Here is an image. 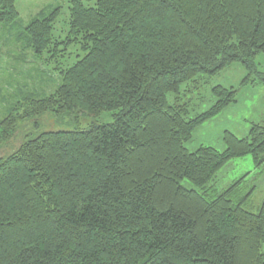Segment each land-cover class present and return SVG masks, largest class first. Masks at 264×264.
<instances>
[{
    "label": "trees",
    "instance_id": "1",
    "mask_svg": "<svg viewBox=\"0 0 264 264\" xmlns=\"http://www.w3.org/2000/svg\"><path fill=\"white\" fill-rule=\"evenodd\" d=\"M58 14L22 24L15 1L0 0V48L24 44L54 87L3 110L0 149L47 114L108 113L112 122L25 133L0 157V264H264V204L247 208L254 187L246 191L243 178L214 187L233 159L264 163V126L244 138L224 132L222 152L185 148L236 99L213 87L212 104L198 112L186 97L193 84L237 63L264 76L255 63L264 56V0H71L64 41L53 34ZM72 44L82 56L61 65Z\"/></svg>",
    "mask_w": 264,
    "mask_h": 264
},
{
    "label": "rangeland",
    "instance_id": "2",
    "mask_svg": "<svg viewBox=\"0 0 264 264\" xmlns=\"http://www.w3.org/2000/svg\"><path fill=\"white\" fill-rule=\"evenodd\" d=\"M19 13V20L27 24L31 19L40 13L49 15L53 10L58 9L59 14L54 23L53 34L56 40L64 41L68 33V5L71 0H14ZM84 5L91 6L95 0H82ZM66 20V22H65ZM25 47L21 44L20 47ZM11 43L5 48H0V116L3 110L16 98L25 96V93H32L36 98L48 95L54 87L47 85V76L44 73L53 75L43 59H35L28 50H22ZM76 45L68 47L64 58L60 59L61 65H70L81 57ZM255 63L259 74H264V56L259 54ZM46 68V69H44ZM40 71H43L42 75ZM41 78V81L39 80ZM247 76L246 70L241 64H234L211 77H203L198 84H193L195 89L186 94L187 99L198 103V112L206 111L213 102L211 89L221 86L236 91L235 103L230 104L213 119L203 123L192 133V138L185 144L189 152L200 147H210L219 152L225 149L223 143L224 132H230L238 138L247 137L249 128L253 124L264 126V76ZM50 91V92H49ZM171 96H168L170 100ZM2 107V108H1ZM110 115V114H109ZM108 113H102L98 118H86L75 120L74 116L67 119L54 117L47 114L35 122H24L8 143L0 149V157L6 156L24 140L23 134L29 133L36 136L46 131H60L85 129L91 123L103 124L112 122ZM54 118H53V117ZM62 121H64L62 123ZM21 134V135H20ZM27 134V135H29ZM243 178L240 183L245 190L254 187L249 199L248 210L257 213L264 204V163L255 167L251 156L247 155L229 161L219 170L214 180V187L221 191L234 181ZM181 185L187 189H194V186L183 180ZM264 255V242L261 246Z\"/></svg>",
    "mask_w": 264,
    "mask_h": 264
}]
</instances>
